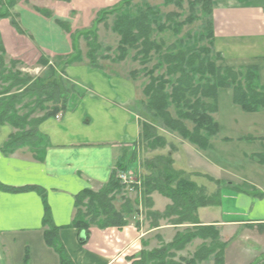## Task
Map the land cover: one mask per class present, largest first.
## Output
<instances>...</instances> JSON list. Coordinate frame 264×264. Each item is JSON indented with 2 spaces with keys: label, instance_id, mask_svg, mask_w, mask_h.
Returning a JSON list of instances; mask_svg holds the SVG:
<instances>
[{
  "label": "crops",
  "instance_id": "crops-1",
  "mask_svg": "<svg viewBox=\"0 0 264 264\" xmlns=\"http://www.w3.org/2000/svg\"><path fill=\"white\" fill-rule=\"evenodd\" d=\"M68 1L24 0L28 8L16 9L21 29L32 39L27 43L29 50L58 55L63 41L56 20L68 22L72 29H86L97 13L122 0ZM211 1L213 47L221 56L220 68H254L264 87V0ZM35 8L49 11L52 18L38 15ZM13 30L10 24H0L5 48L15 45ZM16 42L23 47L20 39ZM66 74L83 91L67 97L61 116L38 123V137L46 144L41 162L29 147L4 154L3 147L19 131L0 125V186L35 187L43 192H9L0 187V264H60L45 240L51 227L56 231L55 243L70 264H132L141 251L170 244L178 232L190 227L163 220L153 228L149 221H138V213L119 229L91 225L87 238L73 227L76 197L85 190L101 191L121 159L127 163L139 142V118L132 105L140 90L135 80L125 76L97 71ZM216 92L217 109L210 117L217 125V137L208 140L205 150L181 142L180 152L172 154V166L204 189L205 195H219L218 205L196 213L200 226H214L220 240L227 243L225 264H256L264 258V113L244 112L233 104L230 89ZM143 172L139 170L145 176ZM150 199L159 215L171 204L157 192ZM45 207L51 227L44 223ZM195 243L203 242L196 239L191 245Z\"/></svg>",
  "mask_w": 264,
  "mask_h": 264
},
{
  "label": "trees",
  "instance_id": "trees-1",
  "mask_svg": "<svg viewBox=\"0 0 264 264\" xmlns=\"http://www.w3.org/2000/svg\"><path fill=\"white\" fill-rule=\"evenodd\" d=\"M171 1L165 0V3L170 4ZM189 2H194L196 6L202 5L200 9L207 20L203 27V33L201 32L202 34L200 33L196 40L199 43L203 40L207 41V46L189 45L192 38L189 34L186 38L187 43L180 41L177 46L170 45L166 48L162 43L158 44L151 39L156 29L157 17L155 16L156 12L150 8L139 11L136 16L128 13L117 15L114 23L113 29L120 37L118 50L121 56L117 60L121 61L125 58L126 50L136 51L137 55L144 59L143 63L150 62L149 56L152 53L158 55L159 64L147 73L149 82L143 90V95L147 101L142 103L145 121L139 122L141 128L139 144L145 145L151 151L161 150L166 146L165 140L157 136V127H163L171 133H176L180 138L197 146L200 150H205L208 140L218 133L217 125L210 116L216 113V91L219 89H230L233 95V104L239 106L244 112L264 113V87L260 85L256 69L248 68L245 71H235L230 68L217 67V62L221 60V56L214 51L213 47L212 1L193 0ZM125 3V1L121 2V5ZM14 6H16L15 3L12 7ZM193 7L191 4V8ZM115 8L105 10L101 14H110ZM190 12H193V9ZM42 14L46 18L50 17L47 11H43ZM191 22L188 21L182 26ZM55 24L61 25L59 21H55ZM152 25L155 26V29L152 28ZM164 28L161 26L157 30L161 33ZM174 31L177 33L175 28ZM4 54L0 43V55L3 56ZM162 65L165 68V73L154 77L155 70L160 69ZM5 68L3 59L0 57V80L3 83L13 81L11 87L0 92V125H10L19 132L8 140L2 149L3 153L11 154L21 147H29L31 150L40 151V154L34 153V159L41 162L43 160L42 146L46 144L41 137H38L37 125L42 119L56 117L58 113L65 112L67 97L72 92H62L64 86L57 83L50 82L44 85V81L35 82L30 77L18 79L20 74L17 75V78H6L8 73H5ZM17 87L24 89L21 90L22 92L18 91L17 95L10 96V90ZM41 97L45 98L42 102H52L55 107L45 118L37 122L33 127V134L23 133L25 128L30 126V116H19L17 107L21 106L19 109H28L29 105L24 106L23 102L26 98H30L34 100L32 104L40 109L35 99ZM171 109L174 111L173 115ZM186 123L190 124L192 128L188 129ZM127 163L121 159L115 170L126 172ZM147 165L152 170H149L146 177L139 179L144 188V194L149 197L153 192H157L169 199L171 203L163 214L156 213L153 215L154 221L175 218L172 225H189L192 227L191 229L187 228L183 233H177L173 237V241L164 247L150 252L141 251L138 261L136 260L132 264H179L173 263L174 255L170 253L171 250L182 251L196 239L203 243L189 261L183 260L184 264H203V262L208 261H212L213 264H225L223 259L227 243L220 240L219 232L214 226H200L196 213L200 208L218 205L219 195L214 197L205 195L204 189L198 188L183 173L174 170L170 154L166 156L157 155ZM114 171L109 182L101 191L94 193L85 190L75 199L76 214L73 227L79 232H84L86 238L91 225L99 229H119L127 225L126 215L131 213L130 210L123 209L121 212H116L111 205L113 192L122 188L120 181L115 180ZM209 180L213 182L211 179ZM217 185L219 186V183ZM0 187L9 192L36 191L39 194L43 193L41 189L35 187L19 189ZM246 188L251 191L249 187ZM235 191L241 192L238 189ZM257 196L262 197V194ZM85 199L88 200L86 205L83 203ZM148 203L149 208L152 204ZM82 208L86 209L87 212L82 213ZM100 217L103 219L100 220ZM44 223L51 227L48 207H45ZM158 226L159 224L154 223L150 227L157 228ZM55 236L56 231L51 227L50 232L45 234L46 244L57 253L60 264H70L62 247L55 243Z\"/></svg>",
  "mask_w": 264,
  "mask_h": 264
},
{
  "label": "rangeland",
  "instance_id": "rangeland-1",
  "mask_svg": "<svg viewBox=\"0 0 264 264\" xmlns=\"http://www.w3.org/2000/svg\"><path fill=\"white\" fill-rule=\"evenodd\" d=\"M62 2H69L68 0H58ZM126 2L124 5H121V2ZM193 0H172L170 4H166L165 0H122L114 7L115 10L107 15H102L99 12L96 14L95 19L93 20L92 25L89 28L76 30L70 28L68 22L63 20H56L61 23L59 27L61 38L63 41L62 46L59 48L58 55H51L49 53H44L42 51H35L33 49L29 50L28 41H32L28 35H25L23 30L20 27L19 17L15 13L16 9L28 8L29 4H26L24 0H0V24L9 25L15 30L12 32L16 33V40L14 39L15 45L8 48H5L2 41V37L0 35V43L4 50V55H0L3 59V63L5 68V77H15L20 74V78L30 77L33 81H44V85L47 83H57L62 87L63 91L72 92L73 95L80 96L79 93L81 90L76 86V82H70L68 80L66 73H108L110 75L127 77L128 80H135V84L140 90V94L137 95L138 99L136 100V105H132L135 109L134 114L139 118V122L145 121V116L143 115L144 107H141L142 102H146L147 98L143 95V90L149 82V77L147 73H149L155 66L159 64L158 55L151 54L149 56L150 62L143 63L142 56H138L136 51L126 50V56L121 61L117 60L120 58L121 53L118 50L120 37L117 36L114 31V23L116 22L117 15L121 14H131L132 16H136L139 11H145L147 8H150L155 11V16L157 20L156 29L155 26L152 25V28L155 29L152 34L151 39L156 41L158 44H163L166 47L170 45H176L180 41H184L187 43L186 38L189 34L191 38L189 45H197L198 47L207 46V41L199 43L196 40V37L200 35L203 31V27L206 25V16L202 13L201 9L202 5L196 6L194 2H189ZM13 3L16 6L12 7ZM191 4L194 6L191 8ZM121 6V7H120ZM118 7V8H117ZM120 7V8H119ZM193 12H190L191 9ZM38 10V11H37ZM35 13L46 18L42 13L43 9H34ZM105 11V10H104ZM52 18V13L47 11ZM46 19H51V18ZM212 18V15H211ZM192 21L190 24L182 26V24ZM164 26V31L161 33L157 30V28ZM179 27V28H178ZM177 31L175 33L174 31ZM179 29V30H178ZM5 33L7 31H4ZM203 33V32H202ZM201 33V34H202ZM7 34V33H6ZM17 39L21 40L24 44L23 47L18 44ZM27 44V48L25 46ZM24 50H21V49ZM163 48V49H165ZM36 49V48H35ZM22 53L17 54L14 51H20ZM39 50V49H38ZM142 58V59H141ZM217 67L220 68L219 62H217ZM154 77L160 76L165 73V68L162 67L158 70H155ZM13 84V81H9L7 83H3L0 80V92H3L5 89H8ZM43 84V83H42ZM28 85V84H27ZM28 87V86H27ZM24 88H13L10 90V96L17 95L16 93L22 92L21 90ZM87 92V89H85ZM45 98L41 97L39 99H35L38 102L40 109L33 103V99H25L23 105L28 106V109L17 107V111L19 116L29 115L30 116V126L26 127L23 133L27 132L33 134V127L40 121V119L45 118L48 113L52 110L54 104L52 102H42ZM68 103V100H67ZM131 106V107H132ZM44 109V110H42ZM172 115L174 113L173 109L170 110ZM63 112L58 113L57 115H62ZM136 117V118H137ZM150 120V119H148ZM140 125V124H139ZM191 125L187 124V128L191 129ZM141 129V128H140ZM157 136L161 137L165 140L166 146L163 149H157L151 151L145 147V145L136 144L135 150L134 148L130 151L131 158L129 159L126 168V173L129 174L130 179L137 181L142 179L144 176L139 174V170L144 171L145 177L148 175L149 170H152L148 167V163H150L155 155L158 156H166L169 155L172 158V154H178L180 152V147L182 145L181 142L185 141L176 133H171L169 130L164 129L163 127H159L157 130ZM218 134V133H217ZM217 137L214 136L212 138ZM210 138V139H212ZM133 147V146H132ZM38 152V150H32ZM169 153V154H168ZM155 154V155H154ZM157 157V156H156ZM173 161V159H172ZM174 164V162H173ZM119 172L118 169L114 171L115 180H117L116 175ZM122 188L118 191L113 192V201L111 203L114 211L121 212L123 209L130 210V214L126 215L127 224L130 221V216L138 213L141 223L150 222V226L154 223L159 224L161 221H166L168 224H173L175 218L170 219H161L156 222L152 218L153 215H156L157 212H154L152 209V205L148 208V202L152 204V200L144 194V188L141 186V182L137 183L134 180V183L131 184H121ZM162 196V195H161ZM163 198H166L162 196ZM167 199V198H166ZM169 200V199H167ZM170 201V200H169ZM88 202L87 199L84 200V205ZM170 203V202H169ZM171 205V204H170ZM169 205V206H170ZM168 206V207H169ZM82 213L87 212L86 209L82 208ZM164 213V212H163ZM161 213V214H163ZM159 214V213H158ZM100 220L103 218L100 217ZM139 223V222H138ZM189 226V225H184ZM192 226L188 227L191 229ZM187 229V228H186ZM184 228V230H186ZM178 232V233H183ZM165 244H161L160 247H164ZM168 245V244H166ZM201 244L195 243L191 245H187L182 251H172L171 254L174 255L173 263L184 264L183 260L189 261L194 253L197 251ZM159 247V248H160ZM157 248V249H159ZM258 264L264 262V258ZM203 264H213L212 261L203 262Z\"/></svg>",
  "mask_w": 264,
  "mask_h": 264
},
{
  "label": "built area",
  "instance_id": "built-area-1",
  "mask_svg": "<svg viewBox=\"0 0 264 264\" xmlns=\"http://www.w3.org/2000/svg\"><path fill=\"white\" fill-rule=\"evenodd\" d=\"M116 178H117V181H120V183L121 184L123 183V185L134 183V180L133 179L131 180L129 177V174L126 172L119 171L116 175Z\"/></svg>",
  "mask_w": 264,
  "mask_h": 264
},
{
  "label": "water",
  "instance_id": "water-1",
  "mask_svg": "<svg viewBox=\"0 0 264 264\" xmlns=\"http://www.w3.org/2000/svg\"><path fill=\"white\" fill-rule=\"evenodd\" d=\"M83 239V237H82V235H80V240H82Z\"/></svg>",
  "mask_w": 264,
  "mask_h": 264
},
{
  "label": "bare ground",
  "instance_id": "bare-ground-1",
  "mask_svg": "<svg viewBox=\"0 0 264 264\" xmlns=\"http://www.w3.org/2000/svg\"><path fill=\"white\" fill-rule=\"evenodd\" d=\"M137 183H139V180L137 181L136 179H134Z\"/></svg>",
  "mask_w": 264,
  "mask_h": 264
}]
</instances>
